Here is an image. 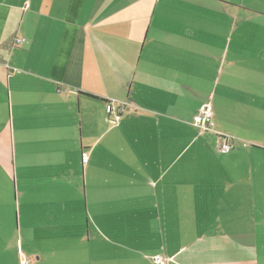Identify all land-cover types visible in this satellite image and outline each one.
<instances>
[{
    "label": "crops",
    "instance_id": "1",
    "mask_svg": "<svg viewBox=\"0 0 264 264\" xmlns=\"http://www.w3.org/2000/svg\"><path fill=\"white\" fill-rule=\"evenodd\" d=\"M20 253L264 264V0H0V264Z\"/></svg>",
    "mask_w": 264,
    "mask_h": 264
},
{
    "label": "built area",
    "instance_id": "2",
    "mask_svg": "<svg viewBox=\"0 0 264 264\" xmlns=\"http://www.w3.org/2000/svg\"><path fill=\"white\" fill-rule=\"evenodd\" d=\"M22 42V41H19ZM107 112L112 121L115 124H119L122 118V114L126 109L125 104H118L116 101L108 102ZM194 124L198 127L201 132H209L212 131L214 128L213 122V111L212 105L206 104L203 105L194 120ZM217 149L222 154H228L234 149V140L226 135H219L217 139ZM88 152H83L82 154V162L83 164L87 163L88 161ZM31 259L28 258L23 253H20V264H31ZM152 262L154 264H168V259L165 258L163 255H156L152 258Z\"/></svg>",
    "mask_w": 264,
    "mask_h": 264
}]
</instances>
